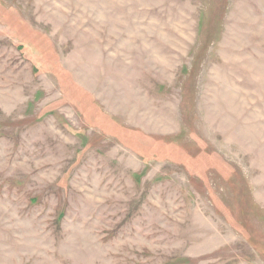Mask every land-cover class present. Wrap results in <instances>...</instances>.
<instances>
[{
  "label": "rangeland",
  "instance_id": "rangeland-1",
  "mask_svg": "<svg viewBox=\"0 0 264 264\" xmlns=\"http://www.w3.org/2000/svg\"><path fill=\"white\" fill-rule=\"evenodd\" d=\"M0 264H264V0H0Z\"/></svg>",
  "mask_w": 264,
  "mask_h": 264
}]
</instances>
